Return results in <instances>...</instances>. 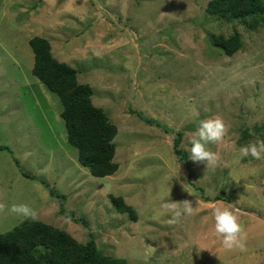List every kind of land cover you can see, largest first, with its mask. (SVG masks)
Masks as SVG:
<instances>
[{
    "label": "rangeland",
    "instance_id": "obj_1",
    "mask_svg": "<svg viewBox=\"0 0 264 264\" xmlns=\"http://www.w3.org/2000/svg\"><path fill=\"white\" fill-rule=\"evenodd\" d=\"M207 1L0 0V145L9 148L0 151V235L30 219L10 211L23 204L80 242L92 232L122 264H264V158L236 159L244 128L262 126L249 143L264 142V23L204 29ZM236 30L243 47L227 57L209 33ZM35 36L50 41L59 61L80 67L79 82L118 127L115 175L95 177L79 164L59 97L33 73ZM206 119L225 124L223 139L207 145L217 158L211 164L190 159ZM175 132L184 134L192 178L173 152ZM110 196L137 219L118 212ZM162 201L180 208L189 201L194 212L172 221ZM62 202L88 225L62 216ZM216 207L238 217L243 249L224 247Z\"/></svg>",
    "mask_w": 264,
    "mask_h": 264
},
{
    "label": "trees",
    "instance_id": "obj_2",
    "mask_svg": "<svg viewBox=\"0 0 264 264\" xmlns=\"http://www.w3.org/2000/svg\"><path fill=\"white\" fill-rule=\"evenodd\" d=\"M202 27L207 24H231L241 22L247 29H258L264 23V0H208L204 7ZM213 45L227 57H233L243 47L240 33L236 30L227 36L224 33H209ZM35 55L33 73L63 105L60 116L63 120L67 140L77 150L78 162L95 177L115 175L120 168L115 161L117 146L114 142L118 127L111 121L103 108L93 103L94 90L87 83L79 82L80 67L61 62L53 55L50 41L35 36L29 41ZM79 69V70H78ZM152 123V122H149ZM157 127L170 132L166 125ZM262 126L246 127L241 130L240 145H247ZM173 132V130L171 131ZM173 152L186 163L189 177L194 176L187 153L181 149L183 132H175ZM9 151L0 145V151ZM24 177L29 178L28 173ZM51 194L64 201L61 193L51 189ZM225 194V193H223ZM120 213L137 219L134 209L123 198L110 196ZM232 201L227 195L217 196V201ZM59 213L74 222H87L67 212L64 202ZM90 239L80 242L68 232L39 220L29 219L12 231L0 235V264H122L123 261L106 256L98 247L92 232Z\"/></svg>",
    "mask_w": 264,
    "mask_h": 264
},
{
    "label": "clouds",
    "instance_id": "obj_3",
    "mask_svg": "<svg viewBox=\"0 0 264 264\" xmlns=\"http://www.w3.org/2000/svg\"><path fill=\"white\" fill-rule=\"evenodd\" d=\"M198 137L191 140L190 159L194 162H207L209 164L216 161L214 153L207 150V145L218 142L223 139L225 133V124L221 119H206L199 123L197 129ZM248 156L255 159L264 158V142L249 143L239 148L236 159L242 160ZM181 202L162 201L161 207L171 213L172 221L177 220L183 215H192L194 209L189 201H184L183 208L179 207ZM10 211L23 218L35 220L36 212L27 205L11 206ZM214 227L218 236L223 238V245L227 249L244 248L242 237V225L238 217L229 208L216 207L213 210Z\"/></svg>",
    "mask_w": 264,
    "mask_h": 264
}]
</instances>
